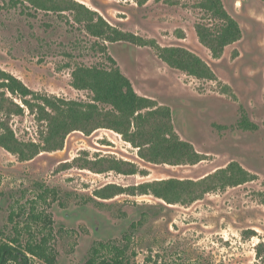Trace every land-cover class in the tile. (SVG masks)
<instances>
[{"label":"rangeland","instance_id":"1","mask_svg":"<svg viewBox=\"0 0 264 264\" xmlns=\"http://www.w3.org/2000/svg\"><path fill=\"white\" fill-rule=\"evenodd\" d=\"M78 1L145 43L104 41L88 33L71 11L0 0V68L38 93L89 102L92 92L74 87L73 71L80 65L110 68L111 56L139 95L170 108L175 131L202 159L181 165L147 162L122 134L107 128L90 134L73 131L62 149L30 160L0 146V237L27 223L36 232H48L32 215L48 214L54 264H84L99 241L126 247L133 264H264V246L261 256L257 252L264 244V0H222L242 35L220 57L197 34L199 22L218 24L200 0ZM159 46L194 52L209 64L215 79L171 67L159 56ZM9 96L24 107L9 116L17 137L42 143L45 123L20 96ZM4 113L0 110V117ZM244 118L248 127L242 125ZM79 155L115 156L147 173L70 167ZM233 161L250 172L249 181L187 204L152 194L110 199L95 194L107 183L126 187L169 178L198 180ZM35 264L48 263L35 259Z\"/></svg>","mask_w":264,"mask_h":264},{"label":"trees","instance_id":"2","mask_svg":"<svg viewBox=\"0 0 264 264\" xmlns=\"http://www.w3.org/2000/svg\"><path fill=\"white\" fill-rule=\"evenodd\" d=\"M21 1L44 11L58 13L71 11L76 22L83 23L88 33L104 41L145 43L136 35L112 26L99 12L78 0ZM199 6L218 20L215 26L197 23L199 39L215 57H220L227 45L241 38V27L225 9L222 0H200ZM158 53L171 67L181 69L197 78L215 79V73L209 64L188 49L159 46ZM109 59L114 63L110 68L80 65L73 71L74 87L92 92V101L89 102L38 93L14 74L0 68V110L6 115L5 118L0 117V146L17 154L21 160H30L43 151L62 149L66 137L73 131L90 134L99 128H107L122 134L126 141L138 148L139 156L147 162L181 165L200 161L201 154L191 143L182 140L175 131L170 108L156 106L153 100L139 95L115 60L111 56ZM9 94L20 96L30 111L35 112L39 120L45 123L41 135L42 143L23 141L17 137L10 125L9 116L23 112L24 107L15 102ZM242 125L248 127L249 120L244 118ZM68 165L95 173L111 171L125 175L147 173L135 162L111 155L98 156L95 159L88 155H79ZM250 179V172L233 161L225 168L198 180L169 178L126 187L107 183L97 189L95 194L102 199H110L123 193L152 194L171 204H187L201 199L209 192L239 185ZM32 215L33 220L43 222V227L49 228V231L43 232V229L39 228L36 232L32 230V224L27 223L23 228H16L13 235L0 237V264H35V259L48 264L55 263L56 251L52 245L51 231L53 219L48 214L43 217L35 213ZM263 246L264 244L259 245L257 251L259 256L262 254ZM84 264H133V262L126 247L113 241H99L92 246Z\"/></svg>","mask_w":264,"mask_h":264}]
</instances>
